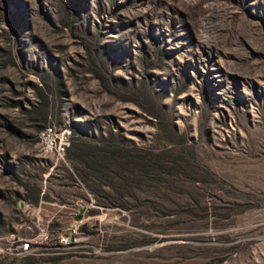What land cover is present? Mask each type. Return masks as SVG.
<instances>
[{
	"label": "rangeland",
	"instance_id": "1",
	"mask_svg": "<svg viewBox=\"0 0 264 264\" xmlns=\"http://www.w3.org/2000/svg\"><path fill=\"white\" fill-rule=\"evenodd\" d=\"M0 264H264V0H0Z\"/></svg>",
	"mask_w": 264,
	"mask_h": 264
},
{
	"label": "built area",
	"instance_id": "2",
	"mask_svg": "<svg viewBox=\"0 0 264 264\" xmlns=\"http://www.w3.org/2000/svg\"><path fill=\"white\" fill-rule=\"evenodd\" d=\"M41 142H45L47 148H54L58 155H62L65 149L68 147L71 140V133L68 130H59L55 132L44 131L40 137ZM77 228H73L75 232ZM67 234H60L57 236V241L61 246L68 244ZM39 239L46 244H52L54 241L46 232L39 235ZM53 241V242H52ZM33 248V242L31 240H23L19 244V252H28Z\"/></svg>",
	"mask_w": 264,
	"mask_h": 264
},
{
	"label": "water",
	"instance_id": "3",
	"mask_svg": "<svg viewBox=\"0 0 264 264\" xmlns=\"http://www.w3.org/2000/svg\"><path fill=\"white\" fill-rule=\"evenodd\" d=\"M77 219H80V217H77Z\"/></svg>",
	"mask_w": 264,
	"mask_h": 264
}]
</instances>
